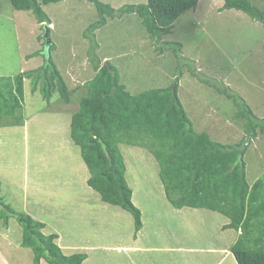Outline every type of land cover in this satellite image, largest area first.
I'll list each match as a JSON object with an SVG mask.
<instances>
[{"label": "rangeland", "instance_id": "374dc122", "mask_svg": "<svg viewBox=\"0 0 264 264\" xmlns=\"http://www.w3.org/2000/svg\"><path fill=\"white\" fill-rule=\"evenodd\" d=\"M101 1L115 10L146 3ZM249 1L264 11V0ZM223 4L200 0L159 41L149 37L136 14L108 19L91 34L97 13L87 0L43 6L51 23L43 26L30 12L0 0V76L37 70L51 59L70 88L94 76L92 64L105 62L133 95L178 82V99L194 129L235 149L252 120L248 108L264 123V27L243 12L222 9ZM24 88V125L0 127L1 197L16 212L44 223L46 235L56 234L64 255L86 254L83 264H237L229 247L241 232L217 235L222 215L211 211L199 216L186 209L169 216L152 155L119 145L133 204L142 215L143 229L135 233L133 217L103 203L87 185L88 169L70 139L77 94L71 104L48 107L31 79L25 78ZM57 99L55 94L53 102ZM257 131L255 139L245 138L250 141L242 150L249 185L258 180L264 185V135ZM261 190L257 195L264 199ZM21 239L15 218L8 229L0 223V264H33V253Z\"/></svg>", "mask_w": 264, "mask_h": 264}, {"label": "trees", "instance_id": "16d2710c", "mask_svg": "<svg viewBox=\"0 0 264 264\" xmlns=\"http://www.w3.org/2000/svg\"><path fill=\"white\" fill-rule=\"evenodd\" d=\"M61 1L9 0L14 10L30 12L41 26L51 25L43 6ZM199 1L146 0L145 4L115 10L101 0H87L97 13V21L88 31L92 34L104 27L108 19L136 14L149 37L161 41L162 37L172 34L175 23L184 14L196 9ZM223 2L222 9L243 12L264 27V11L249 0ZM50 44L49 41L48 46ZM167 45L180 49V44ZM92 67L94 76L75 88L68 87L51 59L37 70L12 77L0 76V127L24 125L25 78L31 79L33 91L40 88L48 107L56 102L71 104L77 94L70 112V139L79 148L88 169L87 185L103 203L129 213L135 233L142 229V215L133 204V190L125 178L126 166L119 145L145 149L152 155L159 167L165 197L174 209L216 212L229 220L222 227L224 232H241L229 247L237 264H264V199L257 195L258 190L263 192L264 185L260 180L251 186L247 183L245 151L239 157L238 148L233 149L235 146L214 142L208 133L194 129L178 99V82L133 95L108 62L104 66L92 64ZM55 94L59 99L53 102ZM247 111L253 121L236 147H240L247 136L255 139L257 129L264 135V123L258 122L249 108ZM11 217L22 229L21 246L32 251L33 264H83L87 259L83 253L64 255L56 243L58 236L46 235L44 223L24 212H16L3 200L0 191V223L4 228L8 229Z\"/></svg>", "mask_w": 264, "mask_h": 264}, {"label": "crops", "instance_id": "0c3cea01", "mask_svg": "<svg viewBox=\"0 0 264 264\" xmlns=\"http://www.w3.org/2000/svg\"><path fill=\"white\" fill-rule=\"evenodd\" d=\"M208 135H209V133H208ZM241 140V139H240ZM250 140V139H249ZM255 147V146H254ZM252 185V184H251ZM250 185V186H251ZM162 189H163V186H162ZM163 191H164V189H163ZM164 198H165V203H166V205L168 206V208H167V210H166V212H167V214L169 215V216H175V214L176 213H179V212H181V211H184V210H186V209H189L190 211H192V212H198L196 215H199V216H201V215H203V214H201V212L200 211H202V212H204V211H209V210H205V209H191V208H183V209H180V210H176V209H174L170 204H169V202L167 201V199H166V197H165V195H164ZM172 207V208H171ZM169 209V210H168ZM170 209H172V210H170ZM200 212V213H199ZM212 212V211H211ZM216 213V212H215ZM220 215V214H219ZM224 217V216H223ZM222 216H221V219H222V224L220 225V228L218 227L217 228V230H215V233L218 235V233L217 232H219V233H225L223 230H222V227L224 226V225H226V224H228L229 223V220L227 219V218H223ZM141 220H142V217H141ZM142 224H143V222H142ZM199 225L201 224V223H198ZM142 229H143V225H142ZM226 231H232V230H226ZM233 233H234V231H232ZM214 247H217V246H214ZM223 248H220L219 250L218 249H215V251H220L221 252V250H222ZM170 250V249H169ZM205 249H202V251H204ZM41 264H44V263H41Z\"/></svg>", "mask_w": 264, "mask_h": 264}, {"label": "water", "instance_id": "95a60500", "mask_svg": "<svg viewBox=\"0 0 264 264\" xmlns=\"http://www.w3.org/2000/svg\"><path fill=\"white\" fill-rule=\"evenodd\" d=\"M48 31H49L48 26H45V38H46V44L47 45L49 44V41L47 39ZM248 142H249V138L245 139V141H243V143L241 144L240 147H237L238 150H239V155H241L242 150H245ZM102 147H103V149H105V145L104 144H102Z\"/></svg>", "mask_w": 264, "mask_h": 264}]
</instances>
